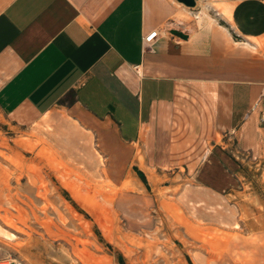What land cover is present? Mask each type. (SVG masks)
I'll use <instances>...</instances> for the list:
<instances>
[{
    "label": "crops",
    "instance_id": "1",
    "mask_svg": "<svg viewBox=\"0 0 264 264\" xmlns=\"http://www.w3.org/2000/svg\"><path fill=\"white\" fill-rule=\"evenodd\" d=\"M196 1L0 0V124L34 126L63 107L113 176L137 168L149 185L158 135L181 161L207 148L203 166L222 135L236 159L264 164V0ZM210 156L231 194L238 163Z\"/></svg>",
    "mask_w": 264,
    "mask_h": 264
},
{
    "label": "rangeland",
    "instance_id": "2",
    "mask_svg": "<svg viewBox=\"0 0 264 264\" xmlns=\"http://www.w3.org/2000/svg\"><path fill=\"white\" fill-rule=\"evenodd\" d=\"M67 112L59 107L43 119L53 126L50 133L38 128L44 121L22 129L0 124V151L12 164L0 160L4 174L31 167L40 169L44 178L39 181L42 189H18L21 207L19 212L13 210L33 228L29 230L30 242L21 231L27 224L17 221L21 227L17 229L0 222V264H264V164L247 155L236 159V144H222V135L217 144L210 138V155L224 152L240 167L229 170L235 188L229 194L220 190L225 185L217 166L206 171L210 155L201 166L207 148L194 158L195 163L188 156L181 161L168 151L169 140L165 149H160L164 136L158 135L150 149L152 165L145 167L150 185L141 174L138 178L137 168L121 169L119 176H113L95 134ZM72 130L81 134L79 142L87 154L82 168L55 146L59 132ZM24 138L32 141L34 152L18 145ZM47 150L53 156L55 150L81 174L85 182L82 192L99 215L80 204L54 174L47 173L45 160L39 158ZM96 150L104 164L93 159ZM28 180L24 176L22 184ZM206 181L209 187L204 186ZM12 185L17 187L15 182ZM36 218L43 223H37ZM234 223L240 227L235 228ZM4 232L13 235L9 238ZM84 250L89 263L81 257Z\"/></svg>",
    "mask_w": 264,
    "mask_h": 264
},
{
    "label": "bare ground",
    "instance_id": "3",
    "mask_svg": "<svg viewBox=\"0 0 264 264\" xmlns=\"http://www.w3.org/2000/svg\"><path fill=\"white\" fill-rule=\"evenodd\" d=\"M217 7L221 12H223L227 16H230L229 6L221 8L217 4ZM204 10L201 12L202 14L203 13L205 14ZM179 15L185 18L191 17L190 14L188 12L185 13V11L180 12ZM244 47L246 49H251V50L255 49L253 45L251 46L248 43L244 44ZM40 125L41 126H39L38 128H42L46 132L50 133L54 130L53 126L50 125V121H44V123H41ZM78 134L79 133L76 132L75 130H72L71 132L66 134L59 132L57 134L58 136L54 138V142L56 144L55 146L57 147L59 146L60 148L64 149L68 153V155L73 157L82 168L85 167L87 164L86 163L87 154L85 148H83V146L79 142L80 141L79 139H81L80 137L81 134H79V137ZM47 140L49 141L48 138ZM18 145L20 147H24V149H26L27 151L34 152V148H35L34 144L28 138H24L23 141H19ZM51 149H54V147H52ZM53 151H54V156L53 153H49L48 150L47 152L43 151L41 152V154H39V158L41 160H45L44 167L47 173L52 175L54 174V176L58 178V180H60L63 187L69 190L72 193L73 197L76 198L80 204L85 206L88 205L90 210L93 212L95 216H97V214L99 215L98 209L93 204L89 203L88 198L82 192V190L84 189L83 186L85 182L81 174L79 172H75L72 168H70L69 163H66L63 157L62 158L58 157L55 150ZM5 158H6L5 153H3V151H0V160L2 159L4 162H6V164L12 165ZM96 158H98L97 159L98 162H102V164H104L102 154L99 150H96V154L93 157V159L95 160ZM40 173H42L40 169L37 170L29 167V168H24L23 170L19 168H15V171L9 174H4V171L0 167V222L3 223V225L7 227L13 226L18 229L20 226L17 221L21 222L23 225L27 224L26 222H23L21 218H17L16 213L13 211L16 210L19 212L21 207V202H20L21 198L18 189L20 187L23 188L27 187L28 190L30 191L42 189V186L39 185V181H42L44 178ZM12 174L13 175L18 174V175L14 176L15 178H12ZM24 176L27 177V179H29L26 185L22 184V180ZM13 182H15L17 186L16 188H13L12 185ZM14 189L15 191H13ZM36 222L39 224L43 223L38 218H36ZM233 225L235 228L240 227L238 223H234ZM29 230L32 231L33 228L27 224L26 228L21 231L27 233V236L29 238L28 240L30 242V240L32 239V234L29 232ZM4 234L9 238H11V236L13 235L12 232L11 233L4 232ZM72 247L73 250L77 252L76 250L77 247L75 245H73ZM81 257L83 258V261L89 263L90 256L86 250L82 252Z\"/></svg>",
    "mask_w": 264,
    "mask_h": 264
},
{
    "label": "built area",
    "instance_id": "4",
    "mask_svg": "<svg viewBox=\"0 0 264 264\" xmlns=\"http://www.w3.org/2000/svg\"><path fill=\"white\" fill-rule=\"evenodd\" d=\"M158 36H159V31L154 29V30H151L150 33L147 34L143 38V41H144L145 44H151V42L154 41Z\"/></svg>",
    "mask_w": 264,
    "mask_h": 264
},
{
    "label": "water",
    "instance_id": "5",
    "mask_svg": "<svg viewBox=\"0 0 264 264\" xmlns=\"http://www.w3.org/2000/svg\"><path fill=\"white\" fill-rule=\"evenodd\" d=\"M177 1L182 2L183 4H185L189 8H193L197 5L196 0H177Z\"/></svg>",
    "mask_w": 264,
    "mask_h": 264
}]
</instances>
